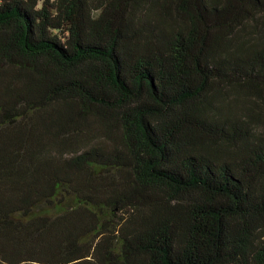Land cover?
<instances>
[{
	"label": "trees",
	"instance_id": "obj_1",
	"mask_svg": "<svg viewBox=\"0 0 264 264\" xmlns=\"http://www.w3.org/2000/svg\"><path fill=\"white\" fill-rule=\"evenodd\" d=\"M0 264H264V0H0Z\"/></svg>",
	"mask_w": 264,
	"mask_h": 264
}]
</instances>
